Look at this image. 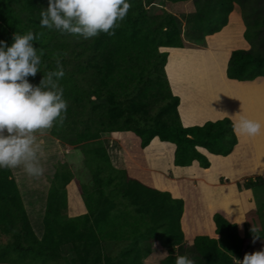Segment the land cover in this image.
<instances>
[{
    "label": "trees",
    "instance_id": "obj_1",
    "mask_svg": "<svg viewBox=\"0 0 264 264\" xmlns=\"http://www.w3.org/2000/svg\"><path fill=\"white\" fill-rule=\"evenodd\" d=\"M128 2L130 7L124 18L116 21L115 30L158 47L169 46L172 52L169 66L175 61L177 48H186L192 42L204 46L206 36L220 32L225 26L226 31L217 37L227 32L235 34L236 38L240 31L231 30L235 24L237 26L236 20L233 22L235 16L231 17L233 23L228 22L236 5L239 6L246 26L243 38L251 47L231 51L226 76L240 82L264 78V0H163L175 7L189 4L184 28L175 14L162 7L163 3L159 7L155 0ZM47 3L48 0H0V40L10 44L14 32L23 34L32 30L38 34L31 43L41 55V63L35 75L38 81L33 80V76L30 83L41 85L59 59L64 70L57 82L62 98L66 97L64 88L73 85L72 81L84 86L86 95L79 114L80 130L72 141L82 149L92 172V183L80 185L87 211L69 215L67 186L73 174L60 166L51 179L42 218L43 232L38 235L12 169L0 168V264H145L154 243L159 240L167 250L163 264H175L177 255H186L195 264H237L235 258L241 260L247 252L250 233L242 236L237 223L222 212H215L212 218L218 236L198 234L191 244L177 250L183 242L173 218L175 212L183 209L184 200L176 197L177 190L164 188L171 193L169 196L129 176L126 169L116 168L102 140L106 125L114 121L119 128L138 136L141 148L164 142L174 144L175 166L189 167L197 162L203 168L199 170L205 171L207 179L211 180L225 163L215 156L211 165L204 150L220 156L232 153L238 144L233 120L224 117L202 125H181L180 97L172 95L165 80L168 51L161 52L146 70L140 71L119 99L102 93L73 69V65L87 70L104 69L102 32L85 39L79 34L41 27L40 11L46 10ZM238 28L240 30L241 25ZM179 53H185V49ZM236 83L222 78L220 89L212 88L216 102L220 101L224 90H229V95L237 99ZM188 106L186 98L183 99L181 110L187 111ZM106 119H110L109 122ZM100 121L107 123L103 125ZM155 176L160 188L159 172L155 171ZM258 182V178L250 177L239 182L238 188L255 186ZM238 213L230 211L232 216ZM106 242L126 245L119 254L113 255L105 251Z\"/></svg>",
    "mask_w": 264,
    "mask_h": 264
},
{
    "label": "rangeland",
    "instance_id": "obj_2",
    "mask_svg": "<svg viewBox=\"0 0 264 264\" xmlns=\"http://www.w3.org/2000/svg\"><path fill=\"white\" fill-rule=\"evenodd\" d=\"M155 2L159 7L160 3H163L162 7L175 14L180 20L182 28H184V17L190 10L188 3L175 7L172 4L163 2V0H155ZM233 15L235 16L233 22L236 20L237 26L235 24L231 30L240 31L241 35L239 34L234 38L235 34L226 32L225 36L217 37L222 31H226L225 26L218 34L215 33V35L205 37L203 41L204 46H200V43L192 42L186 47L195 50L193 51L195 53L193 58L196 61L202 62V64L207 63L203 62L207 60V57L213 60L215 63L212 66L215 72V74L212 72L214 76L212 74L204 79L198 76H190L189 79L187 77L179 79L176 77L175 66L177 61L175 60L170 65L171 69L169 71H173L174 78H171L173 80L171 81L172 83L169 76L165 78L169 87L178 85L179 90L183 91V95L186 97L188 103H191V98L198 99L196 103L198 108H202L201 110L210 109L220 102H216V97L210 90L215 86L220 87V80L217 77L219 75L220 79L223 78L224 62L228 61L230 51L237 48L249 49L251 47L250 43L242 37L246 26L239 6L236 5L235 10L231 13L228 24L232 22L231 17ZM240 25L241 28L239 30L238 27ZM102 35L106 55L104 69L99 71L93 69L87 70L79 65H73V69L75 73L83 76L92 86H97L102 93L109 94L113 98L121 97L122 92L126 91L129 85L137 79L138 73L146 70L154 60H157L161 52L168 51L169 56L170 53L172 54L169 48H159L141 40L139 37L129 38L118 33L115 28L113 35H108L105 32H102ZM247 43L249 44L248 47H246ZM226 52L228 54L227 57L225 56ZM184 59L188 60V57ZM31 77L33 76L28 77L29 82H31ZM33 80H36L35 76ZM72 84L64 88L66 97L63 99L66 101L67 106L62 113L63 123L57 125L54 121L52 127L35 130L33 133L36 138L33 142L36 157L34 160L27 161V163H35L41 166L43 169L42 174L38 177L29 176L23 169L24 161L21 162V165L11 167L31 223L38 235H41L43 232L42 218L45 210L46 196L51 179L58 167L63 166L66 171L73 174L72 180L67 186L69 215L76 216L75 214H78L76 211L78 209L76 208L78 207L81 210L84 209L83 213L86 211L80 185H90L92 183V172L86 164V156L82 152V149L74 140L72 141L74 135L80 130L79 114L83 108L86 93L83 88L84 86L81 84L78 86L77 81H72ZM240 84L237 87L241 86L240 90L247 118L259 121L260 123V130L254 135V140L259 161L263 167L261 174L264 175V78L241 82ZM210 85H213V87H210ZM233 85L235 84L233 83ZM177 96L180 97L181 101V96L178 94ZM234 102L236 103V98ZM225 112L230 114V116L226 117L233 119V122L237 119L236 113L239 112L244 115L242 110L236 106H228ZM106 120L109 122L110 119ZM100 123L104 125L107 122L100 121ZM100 123L98 125H101ZM102 135L105 136L104 140H106L108 146H112V148L110 147L112 152V156L110 157L113 159L111 161L116 168L126 169L129 176L135 177L157 189L153 166L154 146H149L150 149L148 147L147 152H145V148L140 147L139 137L128 130L119 128L114 121L106 125ZM241 136L246 138L245 134H241ZM121 145H126V148H130L135 159H131L126 154H121V152H126L119 147ZM163 145H159L162 152L156 158L159 165V185L161 186V189L158 190L168 193L169 196H172L171 193L163 188L177 190L178 194L176 197L178 195L182 196L184 200L183 209L175 212L176 216L173 218L175 230L179 233L183 242L178 246L177 250L186 244H191L194 237L198 234L217 237L215 229H213L215 224L211 217L212 212H229L228 214H230L232 210L236 213L242 212L243 219L240 226V234L242 236H245L247 233L252 235L250 239H247V253L260 250L264 247V178L255 175L256 172L253 173V167L244 168L241 172L243 176L238 173H229V177L225 176L223 169L220 168L219 172L215 173L210 180L207 179L205 171L199 170L203 169L199 165L196 166L198 170L175 166L171 157L172 146ZM164 149L166 150L164 151ZM114 151L119 155L118 160L113 158ZM213 161L212 159V163ZM243 166L245 167L247 164ZM250 177H257L259 179L258 184L251 187L244 185L241 189L238 188L239 182H243ZM234 185L238 190L237 193L235 190L233 192L238 202V206L235 208L232 200L229 198ZM205 206H208L207 209L204 208ZM255 236L258 237L254 239ZM125 245L126 243L123 242H106L104 249L110 254L117 255ZM166 255V247L163 241L159 240L154 243L153 252L145 259V264H163V259Z\"/></svg>",
    "mask_w": 264,
    "mask_h": 264
},
{
    "label": "clouds",
    "instance_id": "obj_3",
    "mask_svg": "<svg viewBox=\"0 0 264 264\" xmlns=\"http://www.w3.org/2000/svg\"><path fill=\"white\" fill-rule=\"evenodd\" d=\"M129 7L128 0H48L46 10L40 11L39 23L41 27L79 34L85 39L99 32L113 35L116 21L124 18ZM37 38V33L28 30L23 34L14 32L10 44L0 40V168L15 167L24 161V171L33 177L43 172L41 166L27 163L36 157L33 133L52 127L54 121L62 124L67 106L62 89L57 86L64 75L59 59L41 85L35 86L28 80L36 75L41 63V55L31 43ZM236 115L234 131L248 136L259 132V121L239 112ZM235 260L237 264H264V247ZM175 264L195 262L186 255H177Z\"/></svg>",
    "mask_w": 264,
    "mask_h": 264
},
{
    "label": "crops",
    "instance_id": "obj_4",
    "mask_svg": "<svg viewBox=\"0 0 264 264\" xmlns=\"http://www.w3.org/2000/svg\"><path fill=\"white\" fill-rule=\"evenodd\" d=\"M216 34H218V33H216ZM208 36H206V37H208ZM242 37H243V35H242ZM248 46H249V44L247 43L246 47H248ZM159 48H170V47L169 46H159ZM177 49L178 50L185 49V53H179L178 52L177 54H179V55H176V57H174L175 60L177 61L176 66H175V71H176V75H177L176 77H178L179 79L187 77V79H189L190 76H193V77L194 76H198L199 78L204 79L206 77H209V75L213 74L212 72H214V71H213L212 66L215 63L213 62V60L211 58L207 57V60L203 61V62H207V63L202 64V62L196 61L193 58V55L195 54L193 51H195V50H192L190 48H177ZM231 51H230V53H231ZM185 56L188 57V60L184 59V58H187ZM170 61H171V53H170V56H169V59H168V63L165 66L166 67V69H165L166 77L169 76V79H170V82H171V81H173V80H171V78H174V77H173V73H172L173 71L171 70L172 72H169L170 69H171L170 66H169V64H171ZM227 62L228 61H226L225 65H224L223 78L226 79L228 82L232 81V82H237L236 84H240L241 82H239L237 80L229 79L226 76ZM187 71H189V72H187ZM185 73H187V75H185ZM214 74H215V72H214ZM214 74H213V76H214ZM217 75H218V73H217ZM217 78L219 79V75H218ZM219 80L221 81V79H219ZM211 86L213 87V85H211ZM220 87H221V85H220ZM220 87L219 86H215V87H213V89L215 91H217V90L220 89ZM240 87L241 86H239V88H238L239 98L236 99V103L234 102L235 98L231 97L229 95L230 91L227 90L228 91L227 92V91L224 90V91L221 92L222 95H221L220 102H218V104L216 103L217 104L216 106L211 107L210 109L207 108V110H204V109L201 110L202 108H198L197 103H196V101H198V99L195 100L194 98H191L192 100H195V101L191 100V103H189L188 109L185 112L181 110L183 99L186 98L183 95V91L179 90L178 85L177 86L174 85V86L170 87L172 95H177L178 94V95L181 96L180 105L178 106V112L180 114L179 117L181 118L180 119L181 125L184 126V127H187V126H190V125H197V124L202 125L208 120L216 121V120L222 119V118H224L226 116H230V114L225 112V110H227L228 106H231V107H235L236 106V107L240 108V110H242V112L244 113V116H246V108H245V105H244V101H243L242 92L240 90ZM210 91H212V90H210ZM124 92H122L121 95H123ZM119 98L120 97L118 96L115 99H119ZM186 102H188L187 99H186ZM237 135H238V144L236 145V147L234 148L232 153H230L228 156L214 155V154H211V153H209V152L204 150L205 154L211 160V165H212V158H215V156H218V157L222 158V160H224L225 164L222 166V169H223V174L225 176H227V177H229V175H228L229 173H231V174H233V173L242 174L241 172L243 171L244 168L253 167L254 168V172L253 173L256 172L255 175L260 176V178H264V175L261 174L262 173L261 171H262L263 167L261 165V162L259 161V155H258L256 146H255L254 136L246 135V138H244L238 132H237ZM102 138L104 140L105 136L102 135ZM154 139H157V140L160 141V139L158 137H155ZM104 142H105L104 144L107 147V150L109 152V155L112 156L111 155L112 152L110 150L112 148V146H110V145L108 146L106 140H104ZM160 142H162V141H160ZM164 143L167 146H170V147L172 146V156L171 157H172V161H173L175 145L174 144L171 145V143H168V142H164ZM119 147L126 151V152H123V153L121 152V154H126L131 159H135L134 154L130 150V148H126V145H124V146L121 145ZM147 147L145 148V150L147 149ZM165 150L166 149H164V151ZM161 152H162V149L159 147V145L158 146H154V149H153V154H154L153 155V157H154L153 166H154V169H155L154 170V174H155V171L159 172V170H158L159 165L157 163V159L156 158H157V155H159V156L161 155ZM113 158L114 159L116 158L117 160L119 159V155H118V153H115V151H114ZM223 158H226V159H223ZM244 164H247V166L244 167L243 166ZM197 165H198V163L194 162L192 166L187 167V168H193V167H196ZM255 175H253V176H255ZM242 176H243V174H242ZM155 178H156V176H155ZM157 188L160 189L159 187H157ZM233 188L234 189H232V193L230 194L229 198L232 200V203L234 204L233 206L235 208V207L238 206V202H237V197L235 195H233V192L235 190L236 193H237L238 190H237L235 185H234ZM164 190H166V189H164ZM178 198H182V196L178 195ZM240 207H241V205H240ZM76 209H78V210H76L78 214H75V215L83 214L84 209L81 210V209H79V207L76 208ZM240 211H241V209H240ZM214 213L215 212H212L211 217H213ZM228 213L229 212H227V213L224 212L223 214L230 221L237 223L238 226H239V231H240V226H241L242 219H243V217L241 215L242 212L241 213L239 212L238 214H235L234 216H232L231 214H228ZM213 229H215V227H213ZM213 235L215 236L214 233H213ZM216 236H218V235L216 234Z\"/></svg>",
    "mask_w": 264,
    "mask_h": 264
}]
</instances>
